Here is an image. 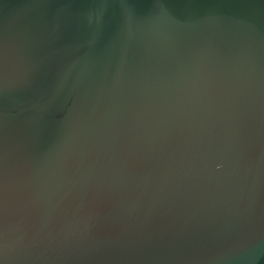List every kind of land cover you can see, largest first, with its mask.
Here are the masks:
<instances>
[{
  "label": "water",
  "instance_id": "water-1",
  "mask_svg": "<svg viewBox=\"0 0 264 264\" xmlns=\"http://www.w3.org/2000/svg\"><path fill=\"white\" fill-rule=\"evenodd\" d=\"M0 264H264V0H0Z\"/></svg>",
  "mask_w": 264,
  "mask_h": 264
}]
</instances>
